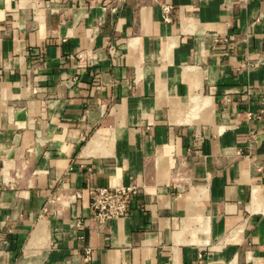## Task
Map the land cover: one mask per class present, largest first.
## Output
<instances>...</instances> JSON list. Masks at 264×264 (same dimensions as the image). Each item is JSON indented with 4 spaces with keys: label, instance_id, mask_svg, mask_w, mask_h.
<instances>
[{
    "label": "crops",
    "instance_id": "crops-1",
    "mask_svg": "<svg viewBox=\"0 0 264 264\" xmlns=\"http://www.w3.org/2000/svg\"><path fill=\"white\" fill-rule=\"evenodd\" d=\"M0 264H264V0H0Z\"/></svg>",
    "mask_w": 264,
    "mask_h": 264
},
{
    "label": "built area",
    "instance_id": "built-area-1",
    "mask_svg": "<svg viewBox=\"0 0 264 264\" xmlns=\"http://www.w3.org/2000/svg\"><path fill=\"white\" fill-rule=\"evenodd\" d=\"M168 19V18H167ZM135 187H102L92 190L93 220L99 228H104L111 220L126 217L130 213L131 195ZM84 223L76 221L71 228H81Z\"/></svg>",
    "mask_w": 264,
    "mask_h": 264
}]
</instances>
